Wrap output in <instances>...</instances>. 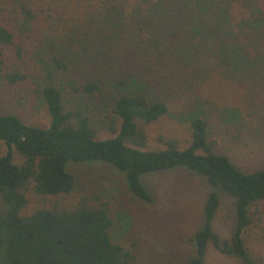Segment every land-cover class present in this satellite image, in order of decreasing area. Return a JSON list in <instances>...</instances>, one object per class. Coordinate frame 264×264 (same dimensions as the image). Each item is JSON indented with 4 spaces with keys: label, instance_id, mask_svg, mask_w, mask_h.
<instances>
[{
    "label": "trees",
    "instance_id": "16d2710c",
    "mask_svg": "<svg viewBox=\"0 0 264 264\" xmlns=\"http://www.w3.org/2000/svg\"><path fill=\"white\" fill-rule=\"evenodd\" d=\"M117 31H133L131 42L164 46L166 52L171 45L154 35L170 31L175 59L183 68L196 61L207 79L216 74L244 83L264 73V0H0V90L25 80L31 65L49 79L71 64L78 68L93 53L87 46L103 49ZM10 58L16 60L12 65ZM100 89L93 80L80 87L93 104L97 95L102 97L103 107L88 109L68 105L54 84L42 85L39 96L49 117L45 128L0 114V141L7 147L5 154L0 152V264H139L135 244L117 237L106 202L56 200L22 212L28 191L40 198L69 195L75 188L69 165L87 162L122 173L128 190L143 204L152 201L144 175L174 168L198 175L212 190L186 264H204L209 245L226 258L258 264L246 236L251 217L260 220L259 208L264 209V168L243 172L218 153L202 113L190 118L185 148L164 137L158 138L162 147L148 148L144 128L167 114V104L125 90L107 97ZM216 190L233 200L234 228L227 238L212 226L219 207Z\"/></svg>",
    "mask_w": 264,
    "mask_h": 264
},
{
    "label": "rangeland",
    "instance_id": "374dc122",
    "mask_svg": "<svg viewBox=\"0 0 264 264\" xmlns=\"http://www.w3.org/2000/svg\"><path fill=\"white\" fill-rule=\"evenodd\" d=\"M169 32L154 33L155 40L171 45L169 52L164 51V46L154 49L140 44L144 46L140 47L137 41L130 40L133 31H117L103 49L87 46L93 53L76 64L78 68L71 64L67 72L52 79L45 77L37 64L31 65L25 80L1 87L0 114H12L26 125L45 128L49 117L39 96L44 84L59 88L68 105L103 107L100 95L93 104L91 98L79 91L85 81L93 80L100 84L103 96L125 90L167 104V114L144 128L148 148L162 147L159 137L174 138L180 148H185L190 139V118L202 113L209 124V139L217 142L218 153L226 155L243 172L264 168V73L256 74L251 83H234L233 79L226 80L216 74L207 79L209 76L203 75L196 61L183 68L175 59L176 42ZM102 50L103 56H98ZM83 55L80 53V57ZM12 58L10 65L16 62ZM20 67V63L15 65V69ZM99 136L109 137L104 133ZM0 152L2 155L7 152L1 141ZM13 158L19 161L15 153ZM69 170L75 177V188L69 195L40 198L28 191L22 212L30 213L56 200L68 204L80 198L106 202L115 216L117 237L135 244L139 264H186L191 254V237L202 224L205 197L212 190L201 177L185 168L144 175L141 180L152 201L143 204L128 190L122 173L108 165L77 163L70 164ZM216 192L219 207L212 226L216 234L227 238L234 228L233 200L220 190ZM259 210L261 219L251 217L253 223L246 244L257 263L264 264V209ZM203 263L242 264L224 257L211 245Z\"/></svg>",
    "mask_w": 264,
    "mask_h": 264
}]
</instances>
